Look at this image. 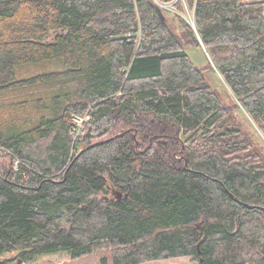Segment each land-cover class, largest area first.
<instances>
[{
  "label": "trees",
  "instance_id": "trees-1",
  "mask_svg": "<svg viewBox=\"0 0 264 264\" xmlns=\"http://www.w3.org/2000/svg\"><path fill=\"white\" fill-rule=\"evenodd\" d=\"M263 208L264 0H0V264H264Z\"/></svg>",
  "mask_w": 264,
  "mask_h": 264
},
{
  "label": "rangeland",
  "instance_id": "rangeland-1",
  "mask_svg": "<svg viewBox=\"0 0 264 264\" xmlns=\"http://www.w3.org/2000/svg\"><path fill=\"white\" fill-rule=\"evenodd\" d=\"M163 7L166 9L168 16L171 18L173 17L174 10L172 7L169 5H163ZM192 20V19H191ZM193 21V20H192ZM175 24L177 25V28L180 29L179 22L175 19ZM53 40V37L50 39V41ZM187 51L192 58V60L204 71V74L211 79V82H213L216 86H218L221 90H224L223 83L221 80V77L219 74L209 68L208 62L210 60L209 56L207 55L205 49L202 47H199L194 44H187ZM17 69V75L18 78L22 79L23 74L25 75H35V74H41L45 72H61V71H66L69 69L67 67V64L65 63L63 58H54L50 60H45V61H39V62H32V63H26L22 65H18ZM242 112H239V116L242 117ZM80 118V116H78ZM83 118V117H81ZM84 119V118H83ZM245 124L249 127V129L256 133V135H260L259 132L257 131L256 127L254 124H252L247 118L243 119ZM78 125H83L84 121L80 120L79 122L76 120ZM77 151V150H76ZM109 256V253L106 252H99L96 254L88 255L85 257H82L81 259L78 258L76 260H66L63 262H53L49 260H45L40 262L39 264H114L112 262L111 256L110 258L108 257V261L104 262L102 261L103 257ZM142 264H198L197 261L192 260L190 257L184 256V257H177V258H169V259H161V260H154V261H149L146 263Z\"/></svg>",
  "mask_w": 264,
  "mask_h": 264
},
{
  "label": "water",
  "instance_id": "water-1",
  "mask_svg": "<svg viewBox=\"0 0 264 264\" xmlns=\"http://www.w3.org/2000/svg\"><path fill=\"white\" fill-rule=\"evenodd\" d=\"M157 10H158V14H159V17H160L161 21H162V20H165V16H164V14H163V11H161V10H162V7L160 6V4H158ZM192 24H193V26L196 28L195 23H192ZM204 47H205V46L203 45V48H204ZM204 49H205L207 55L209 56L207 49H206V48H204ZM209 58H210V57H209ZM91 146H93V145H91ZM84 150H85V149L81 150L77 156H80V154H82V152H83ZM263 209H264V208H263Z\"/></svg>",
  "mask_w": 264,
  "mask_h": 264
},
{
  "label": "built area",
  "instance_id": "built-area-1",
  "mask_svg": "<svg viewBox=\"0 0 264 264\" xmlns=\"http://www.w3.org/2000/svg\"><path fill=\"white\" fill-rule=\"evenodd\" d=\"M191 23H194V21H192ZM76 118V120L79 122L80 120H84L83 118H78V117H75ZM16 160L14 161V163L16 164V165H18L19 164V162H20V160L18 159V158H15Z\"/></svg>",
  "mask_w": 264,
  "mask_h": 264
}]
</instances>
